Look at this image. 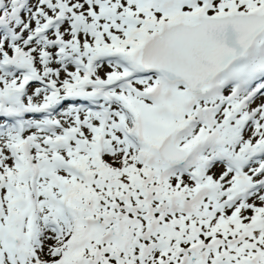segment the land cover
<instances>
[{"label":"snow or ice","instance_id":"snow-or-ice-1","mask_svg":"<svg viewBox=\"0 0 264 264\" xmlns=\"http://www.w3.org/2000/svg\"><path fill=\"white\" fill-rule=\"evenodd\" d=\"M0 264H264V0H0Z\"/></svg>","mask_w":264,"mask_h":264}]
</instances>
